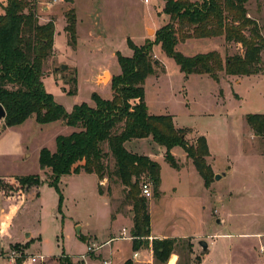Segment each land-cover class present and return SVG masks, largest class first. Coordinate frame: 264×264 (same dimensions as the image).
<instances>
[{"label": "rangeland", "instance_id": "1", "mask_svg": "<svg viewBox=\"0 0 264 264\" xmlns=\"http://www.w3.org/2000/svg\"><path fill=\"white\" fill-rule=\"evenodd\" d=\"M34 1L40 21H47L51 17L56 20L55 53L46 61L44 84L54 100L68 111L82 102L94 105V93L102 98H112L111 82L120 71L117 52L133 55L128 40L137 45L154 42L157 31L170 21L169 15L163 11L164 0ZM246 7L248 16L257 21L264 35V0H249ZM70 9H74L77 17V44L74 47L68 45L64 30L65 14ZM221 39V49L215 51L224 59L244 52L241 43ZM185 40L180 36L177 49L187 56L215 48L212 47L215 46L214 38L198 42L192 37V42L184 45ZM152 57L156 73L147 77L144 84L149 111L153 114H170L175 124L196 127L207 138L214 167L226 172V175L217 172L222 177L218 180L213 177L208 187L214 184L224 195L223 198L231 193L228 203L230 208H222L221 204L218 206L214 199L208 206V214L218 216L230 210L229 214L227 211L224 214L227 224H213V227L233 232L230 238L232 248L225 263V253L222 252L214 260L212 257L209 264L213 261H216L215 264H264V252L261 251L264 233L256 235L257 232H264V138L252 139L244 126L247 125L245 119H242L244 112L264 111V80L249 87V92L245 91L244 84L239 86L247 99L240 105L230 94L227 83H219L208 74L186 75L177 62L163 52L160 44L153 46ZM263 59L261 68L264 73ZM62 63L67 65L66 68L56 69ZM105 73L109 77L106 78ZM225 75V72H220V76ZM74 87L78 89L77 94H70L69 89ZM221 88L226 91L225 97H222ZM2 123L3 119L0 125ZM38 124L30 118L14 130L7 128L1 133L6 127L0 128V174H39L41 177L39 190L35 185L3 189V183L16 185L17 182L15 175L0 178V205L7 207V202L20 203L19 208L23 209L14 224L11 218L8 227L2 230L4 226H0V255L5 254L4 258L11 261L13 253H20L15 257L16 264L23 263V260L28 262L26 264H39L32 261V257L42 253L47 257L45 264H65V256L73 259L69 252L87 250L86 241L78 235L80 225L83 226L84 234L90 229L101 237L107 233L112 222L114 227L122 228L123 222L114 221L111 216L123 214L133 218L134 212L132 205L125 202L126 192L120 184L114 185L110 192L106 190L105 184L104 197L99 195L95 173L82 171L64 175L59 182V191L51 186L48 182L51 177L45 174L47 172L42 173L40 167V149L42 146L55 147L56 134L65 132L67 126L50 124L40 129ZM188 132L187 140L193 143L199 133ZM138 143L141 150L149 149L147 141ZM154 151L156 160L162 165L161 189L167 191L161 199L154 197V192L148 197L154 228L159 230L166 227L172 217V225L181 226L182 210L172 209L171 212L170 209L172 203L180 199L171 190L179 181L178 173L165 161L164 153ZM177 153L182 154L181 151ZM212 171L215 175L213 168ZM146 181L143 179V183ZM202 196L200 194L197 198L202 200ZM213 208L220 210L218 213L213 212ZM198 211L201 213V210ZM208 214L205 210L200 215L206 219ZM239 233L246 234L237 235ZM200 247L197 246L195 252L190 240L184 239L172 250L179 254L182 264H191L204 256ZM159 256L164 259L166 255ZM72 262L80 264L74 259Z\"/></svg>", "mask_w": 264, "mask_h": 264}, {"label": "trees", "instance_id": "2", "mask_svg": "<svg viewBox=\"0 0 264 264\" xmlns=\"http://www.w3.org/2000/svg\"><path fill=\"white\" fill-rule=\"evenodd\" d=\"M164 13L170 21L156 33L154 42L137 45L128 40L133 55L117 52L120 73L113 76L110 99L93 94L94 105L76 104L68 111L57 103L44 84V65L55 53L56 23L54 18L41 22L34 0H6L0 14V104L6 110L4 127L23 123L35 116L41 124L62 120L76 130L57 137V149L44 147L40 151V166L50 171L48 181L59 191L61 177L81 171L95 173L100 182L98 191L108 192L122 185L125 202L132 205L134 249L143 245L151 232L148 198L141 193L143 179L153 184L154 197L161 196V165L149 156L129 151L125 143L135 138L151 137L165 147V160L174 168L180 164L171 150L181 146L192 159L198 172L209 186L213 177L207 139L200 135L193 143L186 138L187 130L175 125L170 114H153L145 100V81L156 73L152 57L153 46L160 44L163 52L173 58L181 71L208 74L219 80L220 72L228 75H251L262 72L264 35L257 21L248 16L249 0H164ZM64 27L68 45L77 44V17L74 9L65 14ZM180 36L206 38L224 36L227 42L241 43L243 53L225 59L217 51L187 56L177 49ZM76 83V79H74ZM77 87L69 89L77 94ZM246 120L255 134L264 138V113H249ZM16 185L5 182L3 189H20L26 185L39 186V174L18 175ZM62 197V195H61ZM157 255L170 254L174 240L154 241ZM65 264H73L65 256ZM123 264H133L132 259Z\"/></svg>", "mask_w": 264, "mask_h": 264}, {"label": "crops", "instance_id": "3", "mask_svg": "<svg viewBox=\"0 0 264 264\" xmlns=\"http://www.w3.org/2000/svg\"><path fill=\"white\" fill-rule=\"evenodd\" d=\"M5 3H6V0H0V14L4 13L3 5H5ZM44 8H46V7L44 6ZM41 22H46V20L41 21ZM55 23H56V20H55ZM220 37L223 38L221 40L225 41V37H222V36L206 37V38L216 39L215 46H212L215 48H213V49L208 48L209 50H206V52H198L196 54L207 53V52H210L211 50L212 51H214V50L219 51L221 49L220 44H219ZM203 39H205V38H195V40H199L198 42H201ZM190 42H192L191 38H188L185 40V42L183 44L185 45L186 43H190ZM196 54H195V52L193 53V55H196ZM190 56H192V55H190ZM45 66H46V63L44 65V70H46ZM120 71H121V67H120ZM120 71L117 72V74L120 73ZM225 76H226V78H225ZM225 76H220L219 80H215V79L214 80L219 82V83H227L229 91L231 92L230 94H232L235 101L240 105H241V103L246 102L247 99L245 98V95L243 94V92H241L239 90V86L244 84L245 91L249 92V87H254L255 83H258L259 81L264 80V73L263 72H260L258 74H251V75H228V74H226ZM44 81H45V79H44ZM221 91H222L221 93L223 94L222 97H225L226 96L225 95L226 94L225 89L221 88ZM249 113H252V112H244L242 114V117H243L242 119L243 120L245 119V122L247 124V125H244L247 128V134L252 136V139H259L261 137H259L255 134V132L253 131V129L251 128V126L248 124V122L246 120V115ZM255 113H264V111H258ZM30 118H33L36 120V117L34 115L29 117L28 119H30ZM27 120H25V121H27ZM50 124H60V125L67 126L64 129V130H66L65 132H58L56 134V136H55L56 137L55 138L56 139V146L48 148L52 152H54L57 149V137L59 135H69L72 132H74L76 130V128L74 126L66 124L62 120H57V121H53V122L46 123V124L39 123L38 126L40 129H43V128H45V126H48ZM175 125L178 128H184L187 131L189 130L188 133H190L191 131H194V132L199 133V136L203 135L194 126H189V125L181 126V125H178L177 123ZM16 126L17 125L6 127L3 131L1 130L2 131L1 133H3L7 128L14 130ZM0 128L1 129L4 128V123H2L0 125ZM187 136L188 135L186 134V138H187ZM144 141H147V144L149 146L148 150H141V148L138 147V144H139L138 142H144ZM207 143H208V141H207ZM125 146L129 151H131L133 153L146 155V156H149L151 159L157 161L155 156H154V154H155L154 149H155V150H158V151H161L162 153H164V159H165V154H166L165 147H162L159 144H157L155 141H153V139L151 137L135 138V139L128 140L125 143ZM44 147L47 148L48 146H42V148H44ZM208 148H209V145H208ZM41 149H40V151H41ZM153 151H154V153H153ZM177 151H181L182 154L181 155L178 154ZM209 151H210V148H209ZM171 152L175 156V158L178 160L180 167L174 168L166 160L165 161L170 165L171 168H173L178 173L179 181H178V183L174 184L171 187V190H172V193L176 197H179L180 199L176 200L174 203H172L170 209H171V212L173 211L172 209H178L179 208L182 210V213H181L182 218H183V220L181 221L182 225L180 226L178 224H175L173 226L172 224L174 221V217H172L170 220H168L169 223L166 227L159 229V230L158 229L156 230L154 228L152 217H151L150 235L144 240L143 245L137 249H134V247H133V245H134L133 240L118 238V237H120V235L123 231V228H126L130 233V229L133 226V218L132 217H126L123 214L117 215L115 217L111 216L112 220H114V221L118 220V221L123 222V224H121L122 228L119 229L118 227H114L113 222H112V224L107 229V233L101 237H98V235L90 229L87 230L86 234H84V232L82 230L83 226L80 225L79 227L81 230L78 233V235L81 237V239L86 241L87 246L89 244H92V243L103 244V246L97 252H95V254H92L91 256H89L86 261L80 259V256L82 254L86 253V251H84V252H69V253L67 252L69 255H71V257L74 259V261L76 260V262H78L80 264H102L103 260L107 259L111 262V264H123L126 260L132 259L133 264H182L180 261L181 259H180L179 254L177 252H174L173 250L166 257V259L165 258L161 259L160 256L157 255V253L155 252L154 241L155 240H162V239L174 240V246H176L181 240L189 239L191 244H192L193 250L195 252H197V246H200L199 242L201 240H205L208 243L207 251L204 252L202 247H200L201 252L204 254V256H202L201 259H197V260L191 262V264H209L210 261H212V257L214 260V258H216V255L218 253H222V252L225 253V257H224L223 261H224V263L226 262V260L228 259L229 253L231 251V248H232V242L230 241V238H232L233 232H229V231L227 232V231H223V230L220 231L218 227H216L214 229L213 224H216L217 226L226 225L227 224V218L224 216V214L226 215V211H227V214H229L230 210L229 211L226 210L218 216H215L214 213H213L214 216L213 215L209 216V214H208L209 213V211H208L209 207L208 206H210V203L213 202V200L215 199L218 206H220V204H221L222 208L223 207L224 208H227V207L230 208L228 203H230V200H231L230 196H232V194L229 193V194H227V197L223 198L224 195H222L214 187V184H211L210 187L206 186L203 177L201 176V174L196 169L195 165L192 162V159H190L187 156V153L183 149V147L175 146L172 148ZM28 156L29 155H26V157H28ZM207 160L211 164V166H212V168L216 174H219L217 172H221L222 175H226V172H224L221 169H217L214 167V165L212 163L211 151H210V155L207 157ZM41 170H42V173L47 172L45 174L47 176H50V171L44 170L42 168H41ZM161 171H162V165H161ZM9 175H15V177H16L18 175H26V174H0V178L6 177ZM97 178H98V176H97ZM45 180H46V178H45ZM216 180H218V179H216ZM99 182H100V180L98 178V184H99ZM101 182L105 185V184H107V179H104ZM162 184H163V178L161 176V184H160L161 196H160V199L165 197L166 192H167L164 190V188H163V190L161 189ZM36 187L39 190V186H36ZM98 193H99V191H98ZM200 194L204 195V196H202L204 198L201 197L202 200H200L199 197L197 198V196H199ZM99 195L104 197L100 193H99ZM6 204H7V207L0 205V226L1 225L4 226L2 228V230L9 226V221L11 218H12V223L14 224L19 212L21 213L23 210L22 208H19L20 203L7 202ZM198 209L201 210V213L205 210L207 211L208 216H206V219L200 215L201 213H199ZM219 210H220V208L219 209L213 208V212L215 211L218 213ZM111 214H112V212H111ZM150 216H151V213H150ZM210 224L212 225V227H208V225H210ZM77 225L78 224H76V227H77ZM241 232H243V231H241ZM262 233H264V232H257L256 235L261 236ZM245 234L246 233H239L237 235H245ZM25 235L27 236L28 232H26ZM210 238H212V240H209ZM0 244H1V240H0ZM263 246H264V243L261 245V251L262 252H264V249H262ZM44 255H46V254H44ZM4 257H5V254L0 255V264H3V262H5V261H7L8 264H13L11 261H8V259H5ZM26 263H28V262L19 263V264H26ZM215 263H216V261H215ZM215 263L213 261L211 264H215ZM217 264H219V263H217Z\"/></svg>", "mask_w": 264, "mask_h": 264}, {"label": "built area", "instance_id": "4", "mask_svg": "<svg viewBox=\"0 0 264 264\" xmlns=\"http://www.w3.org/2000/svg\"><path fill=\"white\" fill-rule=\"evenodd\" d=\"M145 1L148 2L149 0H145ZM46 8H48V6H46ZM142 194L147 198L151 197L153 195L152 183L150 181H146L142 184ZM118 238L133 240L134 236L131 233H129V231L126 228H123V231H122L120 237H118ZM102 246H103V244H96V243L89 244L87 246L86 253L82 254L80 256V259L86 261L89 256H91L92 254H95V252H97ZM262 249H264V246L262 247ZM19 255H20V253H15V254L13 253L12 254V256L10 258H11V262L13 264H16L15 257H17ZM32 258H33L32 261L38 262L39 264H45V262L47 261L46 255H44L42 253L35 254ZM24 262H25V260H23V263ZM102 264H111V262L107 259H104Z\"/></svg>", "mask_w": 264, "mask_h": 264}, {"label": "water", "instance_id": "5", "mask_svg": "<svg viewBox=\"0 0 264 264\" xmlns=\"http://www.w3.org/2000/svg\"><path fill=\"white\" fill-rule=\"evenodd\" d=\"M66 64L62 63L60 66L56 67V69H65L66 68ZM106 74V73H105ZM6 116V110L5 108L3 107L2 104H0V120L1 119H4ZM215 179H220L221 178V174H216L215 176ZM200 246L202 247L203 251H207L208 249V243L205 241V240H201L199 242Z\"/></svg>", "mask_w": 264, "mask_h": 264}, {"label": "bare ground", "instance_id": "6", "mask_svg": "<svg viewBox=\"0 0 264 264\" xmlns=\"http://www.w3.org/2000/svg\"><path fill=\"white\" fill-rule=\"evenodd\" d=\"M105 77H106V78H107V77H109V74H108V73H106V74H105ZM106 78H105V80H106Z\"/></svg>", "mask_w": 264, "mask_h": 264}]
</instances>
